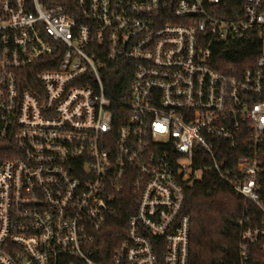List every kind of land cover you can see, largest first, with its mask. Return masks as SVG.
<instances>
[{"label": "built area", "instance_id": "2783aa9c", "mask_svg": "<svg viewBox=\"0 0 264 264\" xmlns=\"http://www.w3.org/2000/svg\"><path fill=\"white\" fill-rule=\"evenodd\" d=\"M263 165L264 0H0V264H190L211 174L243 202L237 264H264Z\"/></svg>", "mask_w": 264, "mask_h": 264}, {"label": "trees", "instance_id": "16d2710c", "mask_svg": "<svg viewBox=\"0 0 264 264\" xmlns=\"http://www.w3.org/2000/svg\"><path fill=\"white\" fill-rule=\"evenodd\" d=\"M31 1V0H29ZM45 3L69 6L72 0H42ZM252 55V51L226 60L239 62ZM252 59V58H249ZM106 93L123 90L124 75L115 70L103 75ZM240 153H233L237 157ZM264 186V165L260 179ZM185 212L191 220L189 263L190 264H237L239 219L243 216V202L235 190L220 182L214 175H206L186 191ZM264 196V195H263ZM136 202L127 196L115 205L102 233L104 252L108 256L126 233L129 215L134 212Z\"/></svg>", "mask_w": 264, "mask_h": 264}]
</instances>
